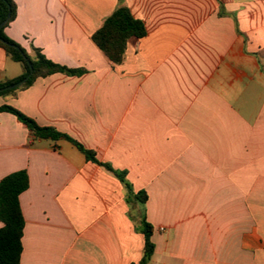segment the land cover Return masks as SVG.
<instances>
[{"label": "crops", "instance_id": "1", "mask_svg": "<svg viewBox=\"0 0 264 264\" xmlns=\"http://www.w3.org/2000/svg\"><path fill=\"white\" fill-rule=\"evenodd\" d=\"M13 1L7 36L86 72L39 78L0 105L147 192L149 264H264V0H124L147 34L118 66L92 35L119 0ZM22 74L0 47V81ZM19 170L20 264H140L143 213L123 183L0 112V180Z\"/></svg>", "mask_w": 264, "mask_h": 264}, {"label": "trees", "instance_id": "2", "mask_svg": "<svg viewBox=\"0 0 264 264\" xmlns=\"http://www.w3.org/2000/svg\"><path fill=\"white\" fill-rule=\"evenodd\" d=\"M17 7L13 0H0V24L5 22L0 30V47L9 58L21 64L23 74L14 79L0 81V89L17 83L25 78L27 80L20 87L3 91L0 97L15 96L20 90L31 87L39 78H45L55 73L69 76L83 75L84 69H70L49 60L40 49L31 46L27 51L5 33V29L15 20ZM147 30L143 21L135 18L130 9L124 5V0H119V6L109 15L102 26L92 35L95 45L103 52L114 66L121 65L129 40L132 37L143 38ZM18 48V49H17ZM32 68V70H31ZM0 112L13 114L19 122L23 123L34 139H47L58 141L64 139L74 145L86 159L98 164L115 175L127 189V201L144 207L149 197L146 191H135L127 180V171L116 170L108 163L98 160L96 152L86 148L71 136L58 131L51 126H40L34 119L25 115L10 105H0ZM29 187V177L26 170L11 173L0 180V264H20L23 251L22 237L25 220L20 207V195ZM144 249L140 264H149L155 250L152 240L153 227L147 222L143 213Z\"/></svg>", "mask_w": 264, "mask_h": 264}, {"label": "water", "instance_id": "3", "mask_svg": "<svg viewBox=\"0 0 264 264\" xmlns=\"http://www.w3.org/2000/svg\"><path fill=\"white\" fill-rule=\"evenodd\" d=\"M4 23H5V22H2V23L0 24V30L2 29ZM17 49H18V48H17ZM31 70H32V68H31ZM26 80H27V78H25V79H23V80H21V81H19V82H17V83H14V84H12V85H9V86H6V87H4V88H1V89H0V93L3 92V91H7V90H12V89H16V88H18V87H20L23 83H25Z\"/></svg>", "mask_w": 264, "mask_h": 264}, {"label": "rangeland", "instance_id": "4", "mask_svg": "<svg viewBox=\"0 0 264 264\" xmlns=\"http://www.w3.org/2000/svg\"><path fill=\"white\" fill-rule=\"evenodd\" d=\"M140 209H139V214L141 213H144L145 212V209L143 208L142 209V206L141 207H139ZM134 214H136L137 215V213L136 212H133ZM138 216V215H137Z\"/></svg>", "mask_w": 264, "mask_h": 264}]
</instances>
